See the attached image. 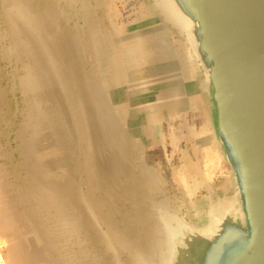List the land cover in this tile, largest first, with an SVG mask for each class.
<instances>
[{"label": "water", "instance_id": "95a60500", "mask_svg": "<svg viewBox=\"0 0 264 264\" xmlns=\"http://www.w3.org/2000/svg\"><path fill=\"white\" fill-rule=\"evenodd\" d=\"M107 3L0 0L5 29L0 24V53L12 95L16 68L11 53L21 41L27 58L37 59L32 49L38 46L39 56L50 62L48 69L66 67L67 72L72 57L81 73L70 80L71 72L60 71L61 83L48 92L50 102L59 97L44 111L56 137V156L65 168L52 180L67 186L68 193L79 192V206H68L59 216L52 207L37 211L38 203L28 196L32 185L21 136L25 174L18 196L52 262L62 264L68 254L71 264H264V0H135L136 10H150L186 44L204 89L214 144L229 170L217 183L205 184L206 193L193 201L148 157L111 103L102 76L105 53L115 54L110 41H116L114 35L107 47L102 44L111 30ZM59 46L71 48L66 59ZM108 63L114 68L116 61ZM88 112L103 117L100 139L93 136L98 127L89 129ZM61 128L65 131H55ZM98 146L103 150L96 154ZM89 154L95 161L88 168L100 173L88 172L94 182L79 169ZM102 158H109L106 166ZM41 159L34 154L30 161ZM39 176L34 175L33 184L47 185ZM102 198L110 204L111 215L99 206ZM51 217L55 223L45 224ZM74 219L81 224L71 229Z\"/></svg>", "mask_w": 264, "mask_h": 264}, {"label": "crops", "instance_id": "0c3cea01", "mask_svg": "<svg viewBox=\"0 0 264 264\" xmlns=\"http://www.w3.org/2000/svg\"><path fill=\"white\" fill-rule=\"evenodd\" d=\"M135 13L136 20L108 27L113 28L108 31L110 40L113 41L114 35L116 39L110 45L115 50L113 58L117 65L114 68L109 65L108 61L113 58L108 57V52L103 60L107 61L105 68L102 65L111 103L120 113L122 124L142 142L148 157L156 163L160 161L154 152L166 157L168 147L170 157L193 158L200 155V148L210 143L218 154L204 89L186 44L144 6ZM109 38L102 42L106 47ZM187 172H197V169L186 168Z\"/></svg>", "mask_w": 264, "mask_h": 264}, {"label": "rangeland", "instance_id": "374dc122", "mask_svg": "<svg viewBox=\"0 0 264 264\" xmlns=\"http://www.w3.org/2000/svg\"><path fill=\"white\" fill-rule=\"evenodd\" d=\"M106 5H108V11L110 12L109 20L110 22H112L108 24L109 27L110 24L114 23L112 26L113 28H115L116 26L115 24L125 23L126 21H133V19L136 18L137 14L135 12L137 10L135 8V0H109V3H107ZM0 24L3 27V21L1 18H0ZM113 28L110 29L113 30ZM3 29L4 27L1 28V30ZM15 49L17 50V52L15 51ZM15 49H13L14 52L11 53V60L13 63V67L16 68V71L14 70L16 85L13 95L10 91V84L6 72L7 70L5 68V63L2 60L0 53V219H1L0 220V264H53L51 257L42 242V238L40 236L41 232L39 231L38 228L35 227L36 225L35 220L33 219L32 216H27L26 214L27 206L26 204H22L21 199L18 196L21 195V191L23 190L24 187L22 182L23 181L22 177L25 174L24 168H22L23 157L20 156V152H19L20 149L19 142L21 143V136H22L21 134L23 133V139L27 138L26 140L29 141L31 139L32 141L33 140L32 138H34V136L33 135L31 136V134L34 133L30 131V129L32 128L31 126L33 124H31V119L29 121L28 118L35 119L36 116H40L41 114H43L44 113L43 111H46V109L44 108L46 107V105L48 106V103H49L48 107H51L52 105L55 106L56 104L54 102L55 100H53V103L55 104H53L52 102H48L50 101L48 99H50L51 96L48 95L49 93L46 89L44 90L45 92L41 91L40 88L35 89L33 91L30 89L25 90L19 85V80L24 75L23 73L24 70L22 68L27 67L29 71H38L40 66L42 67L45 66L48 69L49 67H51V65L50 62L48 63L49 61L48 59L43 58L42 55L41 57L39 56L38 46L37 47L33 46L32 49L33 56L34 54L36 56L38 55L37 59L35 58L33 59L30 57L27 58V55L26 54L24 55V52L26 50L24 51L23 48L19 50V48L17 47ZM112 55L113 54H111V56L109 55V57H112ZM112 64L114 66L117 65L115 63ZM34 65H35V70H33ZM22 94L23 95L25 94V96H23ZM27 95H29L30 97ZM25 97H27V99ZM37 97L41 98V102H39L40 98L37 99ZM54 97L58 98L59 96L54 95ZM42 98L47 99L48 101H46L45 103V100ZM35 100H37V102ZM25 101H27V104L33 106L31 111H26ZM23 103H25V105ZM35 106H37L36 109H34ZM25 118L28 120L26 121ZM46 120L42 118V122H40L41 123L39 125L40 128H38V133H37V134L47 133L45 136H43L44 138L41 137V139H39L41 141L39 142L41 148L40 151L38 150V152L36 153V157L38 158L43 157L42 160H46L48 158H52L56 155H59L58 148H56L57 145L55 144L56 138L52 132L53 130L50 127L51 123L49 125L47 123L48 120L47 122ZM177 122H179L178 119L176 120V123ZM21 123H26V124L28 123V124L26 127L25 126L22 127ZM19 128L20 130H23L22 133H20L21 131L19 130ZM165 135H167L166 132ZM183 135L186 136V133L184 132ZM163 136L164 134L162 135L161 132L162 141L164 140ZM177 136L179 137L180 133H177ZM31 141L27 142L30 149L33 146L29 144ZM33 141L32 143L34 144L35 141L34 142ZM168 142L169 141H166V143ZM166 143L163 142V145ZM203 143H207V142H203ZM47 144L53 146L49 147V145ZM35 145L33 146V148H35ZM46 145L48 146L49 150L48 148L46 149L44 148V146ZM207 145L205 148L199 149V153H200L199 156L193 158H188L187 156L181 157L179 155L177 156L174 155L170 157L169 155V153L171 152V150H169L170 147H168L167 150L168 152L166 151L168 154L166 155V157H164L158 151L154 152V155L156 156L158 161H160L157 163L155 162V164L160 168L164 176L170 180L172 178L174 185L177 184H181L183 186L186 185L185 188H179V189L176 188V189L178 191L183 192L187 200L193 201V200L201 199L202 196L206 193L204 187L205 184L217 183L224 175L228 174L229 172L228 167L221 155V152H218L217 154L215 148H212L210 143ZM50 153L53 154L50 155ZM186 168L187 169L195 168L197 169V172L185 173ZM200 169L203 170L204 172L203 173L199 172ZM176 189L174 188V191H176ZM44 223L54 224L55 220L52 219V217L47 218L44 220ZM79 236L82 237V235ZM76 241L78 243V241L80 240L77 239ZM54 245H58V243L54 242ZM90 250L94 253L97 252V250H95L93 246H91ZM73 254L74 253L72 251V255ZM63 261L65 262H63L62 264H71V262L68 259V254L66 255V258L63 259Z\"/></svg>", "mask_w": 264, "mask_h": 264}, {"label": "bare ground", "instance_id": "6f19581e", "mask_svg": "<svg viewBox=\"0 0 264 264\" xmlns=\"http://www.w3.org/2000/svg\"><path fill=\"white\" fill-rule=\"evenodd\" d=\"M141 10V9H140ZM36 23H40V22H38V21H35ZM107 37V36H106ZM110 39V38H109ZM107 40V39H106ZM105 40V41H106ZM21 41V40H20ZM111 42V41H110ZM115 43V42H114ZM113 43V45H115ZM16 46L19 48V47H23V48H25V43H23L22 41L21 42H18L17 44H16ZM61 46H59V48H60ZM113 47V46H112ZM16 48V47H15ZM95 49H100V44L99 43H96L95 44ZM19 50H20V48H19ZM60 50H61V54L63 55V57H64V59H66V51H70L71 50V48L68 50V49H66L64 46H63V48H60ZM15 51L17 52V50L15 49ZM112 51H115V50H112ZM14 52V51H13ZM12 52V53H13ZM34 52V51H33ZM20 55V54H19ZM18 55V56H19ZM24 55H25V52H24ZM21 56H22V54H21ZM20 57V56H19ZM19 57H17V58H19ZM37 57H38V55H37ZM61 57V59H62V56H60ZM22 58V57H21ZM23 58H24V56H23ZM112 58H113V56H112ZM73 59H75V58H72V57H69L68 58V61H69V63H68V66H69V69H67V72L68 73H70L71 72V75L69 74V76H70V80H77V79H79V77H80V70H79V68H76V67H74L73 66ZM13 60H14V58H13ZM16 61V60H15ZM20 61H21V59H20ZM28 61H30V60H28ZM35 61V60H34ZM48 63H49V61H48ZM20 64V63H19ZM26 64V63H25ZM31 64V63H30ZM22 65V64H21ZM28 65V64H27ZM31 66V65H30ZM33 66V65H32ZM50 66V65H49ZM73 66V67H72ZM29 67V66H28ZM32 68V67H31ZM51 68V67H50ZM23 70H24V75L20 78V80H19V85L23 88V89H30V90H35V89H39L40 88V90L41 89H46L48 92H50V93H52V89H51V87L52 86H54V85H59V83H61V81H60V78H59V76H60V71H62L63 73H65L66 72V67H64L62 70H61V68H58V69H53V70H51V69H47L45 66L44 67H42L41 66V68L38 70V71H29V69L28 68H24L23 67ZM33 70H35V65H34V67H33ZM112 70V69H111ZM16 71V70H15ZM22 71V70H21ZM20 71V72H21ZM66 72V75H68V73ZM106 72H107V70H106ZM16 73V72H15ZM113 73V72H112ZM111 73V74H112ZM16 75V74H15ZM17 76V75H16ZM16 81V80H15ZM18 82V81H17ZM18 85V86H19ZM21 87H20V89H21ZM17 89H19V88H17ZM18 91V90H17ZM45 92V91H44ZM37 93V92H36ZM40 93V92H39ZM49 93V94H50ZM41 94V93H40ZM43 94V93H42ZM23 95V94H22ZM32 95V94H31ZM23 96H25V94L23 95ZM27 96H29V95H27ZM45 96H46V94H45ZM30 97V96H29ZM34 97V96H33ZM35 97H36V95H35ZM26 99H27V97H25ZM40 98V97H39ZM38 97H37V99H39ZM48 98V97H47ZM54 98H56V97H54ZM53 98V100H55ZM42 99H44V98H42ZM34 100V99H33ZM49 100V99H48ZM47 100V101H48ZM36 102H37V100H35ZM34 101V102H35ZM72 102H73V100H71ZM70 101V102H71ZM29 102V101H28ZM35 102V103H36ZM39 102H41V98H40V101ZM48 102H50V101H48ZM12 103V102H11ZM25 103H26V111H31V109L33 108V106H31V105H29V104H27V101H25ZM25 103H23L24 105H25ZM34 103V104H35ZM45 103H46V101H45ZM53 103V102H52ZM30 104H31V102H30ZM37 104V103H36ZM43 104V103H42ZM49 104V103H48ZM53 104H55V103H53ZM44 105V104H43ZM46 105V104H45ZM41 106V105H40ZM47 106V105H46ZM51 106V105H50ZM36 107L37 106H35V108L34 109H36ZM41 109V108H40ZM45 109V108H44ZM47 109V108H46ZM24 110V109H23ZM39 110V109H38ZM22 112V111H21ZM36 112V111H35ZM34 112V113H35ZM40 112V111H39ZM44 112V111H43ZM42 112V113H43ZM29 113V112H28ZM30 114V113H29ZM38 114V113H37ZM44 114V115H43ZM43 114H41L40 116H36L35 117V119L34 118H28L29 119V121H30V119H31V124H33L31 127V129H30V131H32L34 134H31V136L33 135L34 136V138H32L34 141H35V143H36V145H35V143L33 144L32 143V141H31V139L29 140V141H31L29 144L30 145H35V148H33V146H32V150L30 149V147H29V145H28V143H26L25 142V140L24 141H22L23 143H22V151H23V154H24V159H25V162H24V165L27 167V178L29 179V181H30V183H31V185H32V187H30V192H28V196L29 197H31L33 200H35L37 203H38V206H37V208H38V210L37 211H39L40 212V209L41 208H47V207H52L55 211H56V215H60L62 212H63V210H64V208H65V210L64 211H66V209H67V207L69 206H71V205H73V206H75V207H77V206H79V203L81 202V200H83L82 199V197H81V195H80V193L78 192V193H76L75 192V190H72V192L70 191L69 193H68V187L67 186H63V185H61V186H57L54 182H53V180H52V177L53 178H58V176H60V174H63L64 172H65V168H64V161H63V159L62 158H59V156H54V157H52V158H48V159H46V160H42L41 159V161H36V162H34V163H31V161H30V158H32V157H34V154H36L37 152H38V150L40 151V144H39V142H41L39 139H41V137L42 138H44L43 136H45L46 134L45 133H40V134H37L38 133V128H40L39 127V125L41 124L40 122H42V118L43 119H47L48 120V122H47V120H46V122L50 125V123L49 122H51V121H49V119L48 118H46V116H45V112L43 113ZM96 113H90V112H88V117H87V119H88V123H89V129H90V127H98L96 130H95V132H94V134H93V136H94V138L96 139V138H101L102 137V132H101V129H103V128H101V122H102V119H103V117H102V119H100L101 118V116H100V113H99V115L97 114V115H95ZM31 117H32V115H31ZM26 119V118H25ZM28 119H26V121L28 120ZM125 119V118H124ZM68 120V119H67ZM15 122V121H14ZM20 122V121H19ZM25 122V121H24ZM97 122H98V125H97ZM30 123V122H29ZM22 125L23 124H26V123H21ZM28 124V123H27ZM27 124L25 125V127L27 126ZM46 125V124H45ZM29 126V127H30ZM43 126V125H42ZM41 126V127H42ZM44 127V126H43ZM48 127V126H47ZM51 127V126H50ZM24 129V128H23ZM52 129V128H51ZM19 130H20V128H19ZM21 131V130H20ZM52 131V130H51ZM56 132L57 131H59V132H63V131H65V129L64 128H61V129H57V130H55ZM25 132V131H24ZM21 133V132H20ZM30 133V132H29ZM35 133H36V135H35ZM17 135V134H16ZM15 135V136H16ZM18 135H19V133H18ZM22 135V137H23V133L21 134ZM49 135H50V133H49ZM53 135V134H52ZM89 136L90 137H92V135H91V133L89 134ZM18 137H20V136H18ZM25 137V136H24ZM27 137H29V136H27ZM54 137V136H53ZM46 138V137H45ZM56 138V137H55ZM24 139H27V138H24ZM42 140H44V139H42ZM28 140H27V142H29ZM33 141V142H34ZM49 141V140H48ZM52 141H53V139H52ZM113 141H115L114 143L116 144V142H118V141H116V139H113ZM109 142V141H108ZM19 144H20V142H19ZM51 144H54V143H51ZM47 145H49V144H47ZM46 145V146H47ZM20 146V145H19ZM46 146H44V148L46 149V148H48V146L46 147ZM50 146H53V145H49V147ZM99 147V146H98ZM56 148H57V146H56ZM55 148V149H56ZM52 149V148H51ZM50 149V150H51ZM54 149V148H53ZM20 150V149H19ZM34 150V151H33ZM42 150V149H41ZM48 150H49V148H48ZM103 149H101V147H99L98 148V151H96V154H98V152H100V151H102ZM56 152V151H55ZM43 154V153H42ZM51 154H53V153H50V155ZM4 155V154H3ZM39 156V155H38ZM53 156V155H52ZM46 157V156H45ZM44 157V158H45ZM43 158V157H42ZM23 161V160H22ZM94 161H95V157L94 158H92V155L91 154H89V155H87V160H82V162L80 163V165H79V169L81 170V171H84L85 173H86V175H87V178H88V180L90 181V182H94L95 181V179L93 178V177H91L90 175H89V173L91 174V175H95V173H96V175L99 177V175H100V173L97 171V172H95L94 170H93V168L92 167H90V168H88V165H91V166H93L94 164ZM102 162H104L105 163V166H106V163H109V158H106V160H104V158H102ZM57 166V167H56ZM56 167V169H54ZM75 167V166H74ZM77 167V166H76ZM55 170V171H54ZM116 171V170H115ZM89 172V173H88ZM38 173H40V175H42L40 178H42L41 179V181H49L48 183H47V185H46V183L45 184H40V185H34L33 184V182L34 183H36L37 184V182H36V180L34 179V175L36 176V175H38ZM106 172H103L102 171V173H101V175L103 176H105L106 177V174H105ZM112 173L113 174H115V173H117V172H114V171H112ZM38 177V178H39ZM32 180H33V182H32ZM183 187H185V186H183ZM105 192H108V190H105ZM104 192V193H105ZM99 206L100 207H103L105 210H106V212H107V214H109V215H111V213H112V210H111V206H110V204H107V203H105V199L104 198H102V200L100 199L99 200ZM11 206V205H10ZM3 207V206H2ZM68 207V208H69ZM31 210H35L34 208H32L31 207ZM6 215V214H5ZM81 219L82 220H84L85 219V217L83 216V217H81ZM1 220V219H0ZM81 222V220L80 219H74L73 220V222H71L70 223V225H71V229H76V228H78V226H80V223ZM68 224V222L67 221H65V225H67ZM26 231H27V229H26ZM32 232V231H31ZM26 233V232H25ZM60 233V232H59ZM39 236V235H38ZM33 239V238H32ZM27 246V245H26ZM28 248V247H27ZM37 250V249H36ZM23 255H24V253H23ZM19 256V255H18ZM24 258V257H23ZM54 264V263H53Z\"/></svg>", "mask_w": 264, "mask_h": 264}]
</instances>
